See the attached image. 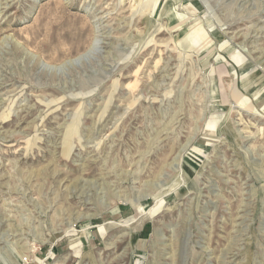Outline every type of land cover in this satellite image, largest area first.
I'll use <instances>...</instances> for the list:
<instances>
[{
  "label": "rangeland",
  "instance_id": "374dc122",
  "mask_svg": "<svg viewBox=\"0 0 264 264\" xmlns=\"http://www.w3.org/2000/svg\"><path fill=\"white\" fill-rule=\"evenodd\" d=\"M264 0H0V264H264Z\"/></svg>",
  "mask_w": 264,
  "mask_h": 264
},
{
  "label": "crops",
  "instance_id": "0c3cea01",
  "mask_svg": "<svg viewBox=\"0 0 264 264\" xmlns=\"http://www.w3.org/2000/svg\"><path fill=\"white\" fill-rule=\"evenodd\" d=\"M256 102H258V103L261 102L262 107L264 108V94H262V95H258V96L256 97Z\"/></svg>",
  "mask_w": 264,
  "mask_h": 264
}]
</instances>
